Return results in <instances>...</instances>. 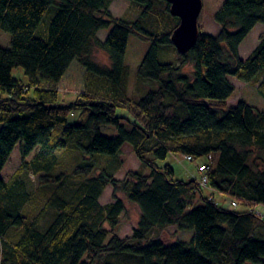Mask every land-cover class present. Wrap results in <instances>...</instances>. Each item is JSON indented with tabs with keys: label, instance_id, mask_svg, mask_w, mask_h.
<instances>
[{
	"label": "trees",
	"instance_id": "1",
	"mask_svg": "<svg viewBox=\"0 0 264 264\" xmlns=\"http://www.w3.org/2000/svg\"><path fill=\"white\" fill-rule=\"evenodd\" d=\"M113 1L0 0V30L12 36L10 47L0 45V264H264V212L256 210L264 205V111L245 100L228 104L232 76L264 96V34L240 56L243 40L264 24V0H225L215 15L219 33L200 30L185 54L171 40L180 18L168 0H129L143 6L151 31L115 17ZM103 29H111L105 40ZM132 34L153 42L134 90L125 60ZM161 44L174 47L176 63L160 61ZM96 48L109 66L92 58ZM125 143L149 173L114 175ZM17 147L20 166L6 179ZM170 153L205 158L208 186L245 210L205 195L197 178H175L158 163ZM109 185L113 201L102 204ZM119 192L140 210L131 236L118 233L126 210ZM171 226L195 234L165 242Z\"/></svg>",
	"mask_w": 264,
	"mask_h": 264
},
{
	"label": "rangeland",
	"instance_id": "2",
	"mask_svg": "<svg viewBox=\"0 0 264 264\" xmlns=\"http://www.w3.org/2000/svg\"><path fill=\"white\" fill-rule=\"evenodd\" d=\"M225 0H203V9L199 18L200 30L203 32H207L213 35H217L220 31V26L215 20V15L218 10L221 8L222 4ZM111 11L115 17L129 21L136 22L138 20H142L143 27L146 31H151L152 24L147 17L143 15V6L140 4L131 2L129 0H114L111 4ZM55 8L52 7L51 10L45 16L43 22L41 23L38 36L47 37V31L50 25V21L54 16ZM111 29H103L99 32V37L102 40H105ZM264 34V24L258 23L249 33V35L243 40L240 45V56L242 59L248 58L257 45L260 42L261 35ZM12 36L9 32L5 30H0V45L3 47L11 46ZM152 41L143 39L135 34H132L129 38L127 51H126V63L131 67V90H134L136 87V76H137V68L142 62L146 53L150 50L152 46ZM92 58L102 65L109 66L111 64L110 58L105 53V51L101 49H94L92 53ZM159 59L162 62H177L176 52L174 47L161 44L159 46ZM194 67L189 65L185 68V72L189 75H193ZM13 74L16 78L22 80L24 83L27 82V77L24 74V70L22 68H16L13 71ZM231 81L235 85V92L228 100L229 106H235L240 100H245L252 105L256 106L258 109L264 111V96L260 93L258 88L248 82L239 80L235 77H230ZM76 94H63L61 93V100L64 98L67 101L76 99ZM123 113L122 110H119V114ZM103 132L106 134H111L112 130L108 128H103ZM113 135H116V132H113ZM60 157L64 156L65 153L63 150L57 151ZM32 155L29 157L31 158ZM120 159L123 161L121 167H116L114 169V175L117 178L123 179L126 175V172L129 169L139 170L143 173H149L151 169L149 167H143L140 159L136 156L133 147L129 143H125L121 150ZM205 162V158L198 160H189L187 156L183 154H175L170 153L164 160H159L158 163L161 166L169 165L174 170V177L178 179H191L197 178L201 180L202 173L199 171V165ZM21 163V157L19 154L18 147L14 150L12 157L6 164L3 173L6 179L12 177L14 172L19 168ZM25 179H28L34 188L37 184L36 177L33 174L29 176H24ZM205 195H213L215 200L220 203L222 206L227 207L230 206L229 202L232 200L231 197L220 194L217 191H214L208 185L203 188ZM126 204V210L122 214L121 222L118 227V233L121 237L131 236L133 234V229L138 225L140 219V210L139 207L131 202L127 195L123 192H119L118 194ZM102 204H107L113 201V188L109 185L103 195L100 198ZM232 209L237 210H245L243 206H235ZM256 210L259 212H264V205L259 204L256 207ZM195 234L194 230H180L177 226H171L167 230L163 232V240L165 242H177V241H185L190 242Z\"/></svg>",
	"mask_w": 264,
	"mask_h": 264
},
{
	"label": "water",
	"instance_id": "3",
	"mask_svg": "<svg viewBox=\"0 0 264 264\" xmlns=\"http://www.w3.org/2000/svg\"><path fill=\"white\" fill-rule=\"evenodd\" d=\"M171 13L180 18L171 40L182 54L189 52L197 43L200 35L199 18L203 0H168Z\"/></svg>",
	"mask_w": 264,
	"mask_h": 264
},
{
	"label": "built area",
	"instance_id": "4",
	"mask_svg": "<svg viewBox=\"0 0 264 264\" xmlns=\"http://www.w3.org/2000/svg\"><path fill=\"white\" fill-rule=\"evenodd\" d=\"M187 158H188L189 160L193 161L191 156H187ZM208 170H209V164H207V163H202V164L199 165V171L202 173V178H201V180H199V181H200V183H201L202 186H207V185H208V181H209V179H208V175H207ZM229 204H230V206H232V207L237 206V202L234 201V200H231V201L229 202ZM230 206H227V207H230ZM230 208H231V207H230Z\"/></svg>",
	"mask_w": 264,
	"mask_h": 264
},
{
	"label": "crops",
	"instance_id": "5",
	"mask_svg": "<svg viewBox=\"0 0 264 264\" xmlns=\"http://www.w3.org/2000/svg\"><path fill=\"white\" fill-rule=\"evenodd\" d=\"M11 157H12V155H11Z\"/></svg>",
	"mask_w": 264,
	"mask_h": 264
}]
</instances>
